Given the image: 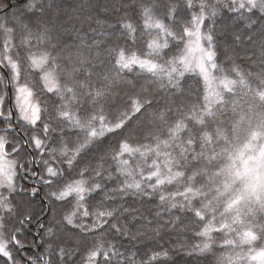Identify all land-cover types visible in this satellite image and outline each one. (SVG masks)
Returning <instances> with one entry per match:
<instances>
[{
  "label": "snow or ice",
  "instance_id": "obj_1",
  "mask_svg": "<svg viewBox=\"0 0 264 264\" xmlns=\"http://www.w3.org/2000/svg\"><path fill=\"white\" fill-rule=\"evenodd\" d=\"M53 6L48 0H16V4L0 0V264H169L170 252L161 243L164 233L159 229L155 238H149V250L125 248L122 252L115 243H101L112 236H128L120 220L127 221L132 208L105 204L112 198L108 192H104L99 204L95 203L96 194L104 191L105 180L113 179L112 172L104 168L101 147L113 138L115 145L110 143L109 147L115 148L111 154L118 165L115 171L125 177L113 193L143 197L145 206L148 201L155 203L153 198L158 196L156 210L149 209L157 223L162 213H168L170 218L175 212L184 213L189 224L195 226L192 235L198 241L191 244L189 255L212 253L218 246L229 250L219 257V264H264V223L246 224L239 214L241 202L250 200L264 212V173L255 180H242L239 190L232 187L244 175L236 169L235 160L246 149H252L256 141L264 140V116L257 119L255 126L250 124L249 142L235 153L216 152L213 145L223 137L218 130L213 132L209 123L238 90L247 89L264 104V73L253 88L250 74L242 71L237 58L228 57L230 68L221 65L215 32L206 25V20L215 22L217 9L231 13L241 29L232 32L235 41L242 43L247 36L249 44L254 45L253 56L264 62V42L255 44L252 37L258 20L264 21V0H217L215 4L212 0H137L124 15L112 3L100 5L99 11L115 12L116 31L125 38L124 46L117 44L103 50L111 70L119 74L139 69L165 90L171 89L189 100V74L198 77L197 85L203 82V103L197 92L196 102L178 112L169 135L187 134L184 155L206 158L216 171L203 188L197 187V174L192 175L191 186L180 192L179 201L164 190L165 184L184 177L179 165L167 180L152 172L145 177L147 185L128 181L125 165L130 162L126 157L142 154L130 142L132 126L150 107V93L140 88L131 95L125 109L111 118L104 115L102 105L88 111V100L99 103L110 85H94L91 77L82 75L89 63L86 57L79 56L73 62L70 55H62L65 50L71 52L65 37L75 34L76 29L68 27L70 21L64 23L59 16H52ZM260 32L264 36V25ZM173 49L175 53L166 59ZM65 60L68 64L63 63ZM193 126L198 127V132ZM259 150L264 156V147ZM225 154L229 163L218 168L215 161ZM19 174L39 175V186L19 185ZM219 177H224L223 183ZM42 189L57 218L41 225L48 238L37 247L45 246V252L23 256L22 252H28L31 246L22 237L38 214L30 207H22L17 198L23 192L28 194L23 197L27 200L29 195L38 196ZM249 211L255 209L250 207ZM177 220L183 223L179 216L170 222L176 224ZM168 224L165 221L163 227L167 229ZM233 232L236 239L229 238ZM64 234L76 239L74 248L64 246ZM214 234L223 237L222 243L217 244Z\"/></svg>",
  "mask_w": 264,
  "mask_h": 264
},
{
  "label": "trees",
  "instance_id": "obj_2",
  "mask_svg": "<svg viewBox=\"0 0 264 264\" xmlns=\"http://www.w3.org/2000/svg\"><path fill=\"white\" fill-rule=\"evenodd\" d=\"M11 2L16 4V0H11ZM48 2L54 5L51 11L52 16H59L60 21L64 23L70 21L68 27H75L76 29L75 34L70 37H65L69 40L68 47L71 48V52L69 53L65 50L62 55L66 57L70 55L73 62L79 56L86 57L89 63L86 65L87 71L83 72L82 75L91 77L94 85L99 86L105 83H109L110 85V88L105 90V96L99 100V103L93 104L90 99L88 100L86 104L88 111H92L94 108L99 109L102 105L104 115L111 118L125 109L131 95L137 92V90L139 91L140 88H144L146 94L150 93V107H148L139 119L142 120V125L135 127L138 121H134L132 126L130 142L134 147L139 148L142 154H133L130 157H126L130 162L125 165L129 171L128 181L140 182L142 185H147L149 181L145 177L149 176L152 172H156L159 179L167 180L170 175H174L176 167L179 165L180 171L185 173L184 177L176 178L171 185L165 184L164 187L166 192L176 195L178 201L180 200V192L191 186L192 175L197 174V187L203 188L206 184L210 183V174L214 173L216 168L211 167L206 158L201 159L197 155H184L183 148L184 143L188 139V135L181 136L178 133L169 135L171 128L174 126L173 122L178 116V112L183 111L185 107H190L191 103L196 102L197 92L200 93L199 102L203 103V83L200 82L197 85L195 79H189L188 87L192 89L191 100H189L185 95L179 93L174 94L171 89L165 90L158 82L154 83L155 78L148 77V74L141 73L139 69L133 73L120 72L117 74L111 70L106 52L103 53V50L117 44L124 46L125 38L120 32L116 31L115 12L99 11L100 5L106 2L112 3L114 9L121 15H124L125 12L130 11L131 5L136 3L137 0H48ZM12 11H15V8ZM98 12L99 14H97ZM178 12L181 16L183 15L181 10L178 9ZM217 12L218 15L214 17L215 22L209 20L208 23L209 28L215 32L214 41L219 63L225 66L229 63L231 64L229 59L225 57V49L235 41L232 32L234 30L240 31L241 29L231 13L223 9H217ZM154 15L159 16L160 13H155ZM258 17L259 14H257ZM262 25H264V21L258 20L256 31L252 33L255 44L264 42V36L260 32ZM144 39H148V37H144ZM32 43L36 44V41L33 40ZM242 43V48H244L246 47L245 45L249 44V40L247 42L242 41ZM245 52L243 51L241 53V51H238L237 56L234 58H237L236 62L240 64L244 73L250 74L251 79L259 82L258 77L264 71L256 68V64L254 63L255 56L253 57V54H250V57L247 58L244 55L246 54ZM174 53L175 49L169 52L165 58H171ZM63 63L68 64V61L65 60ZM62 75L66 78L65 74L62 73ZM163 103L170 104L168 110L163 108ZM81 107H83V101H81ZM153 116L156 118L155 123L150 126L149 123L153 120ZM229 116V111L225 108L214 120L209 122L213 132L218 130L222 134V139L225 140L224 142L222 139H219L213 145L217 153L231 152V140L227 134L230 128L227 126H219L227 125ZM193 127L198 132V127ZM72 139L75 141V136ZM115 139L106 141L101 146L104 149L103 154L105 155L104 168L112 172L113 179L105 180L104 191L96 194L95 203L99 204L104 192H108L112 198L105 200V204L115 206L116 208H128L129 205H132V208H129V212L131 213L129 219L125 221L121 218L120 220L122 227L127 229L128 236H112L110 240L106 238L101 243H115L122 252L125 248L131 251L141 248L149 250L146 247L152 243V240L149 238H155L156 230L159 229L164 233V240L161 243L166 245L170 252L169 264H219V257L228 254V249L214 246L212 253H206L204 255L188 254L191 250V244L198 241L192 235V229L195 226L189 224L184 213L175 212L171 218L168 213H162L163 218L157 223L155 216L149 214V209H152L153 212L156 210L158 196L153 198L155 203L148 201L145 206V198L143 197H122L112 192L113 188L117 187L119 182L125 180L123 175H117L115 169L118 165L111 158V154L115 151V148L109 147V144L115 145ZM93 151L98 150L94 149ZM197 152H199V149H197ZM224 157H226V154L215 161L217 167L221 166L220 164ZM97 159L99 161V157ZM95 166L94 164L93 167ZM37 172L39 173V169H37ZM19 175L20 178L17 180L19 185L28 188L39 186V175L35 177L28 174ZM151 182L154 183L155 181L153 180ZM25 195L28 194L22 192L20 197L17 198V203H20L22 207L34 209L38 215L22 237L31 246L30 250L28 252H22V255H41L45 252L46 247L37 246L42 245L44 240L48 238L45 236L41 225L46 226L50 221L56 219V210L51 208L50 201L45 196L44 189L40 190L38 196L33 197L29 195L27 200L23 199ZM135 209L139 211H135ZM220 212H223V208L220 209ZM220 212L216 215L217 220H219ZM254 215L257 217V224L264 223V216L259 210L255 211ZM131 216H135L136 219L133 220ZM177 216L183 219V223L177 220L176 224H172L170 220L175 219ZM165 221H169L167 229L163 227ZM214 236L216 237L217 244L222 243L223 237L220 234H214ZM235 236L236 233L233 232L229 238H236ZM132 237H135V239H132ZM64 239L65 247L71 249L76 246V239L69 234H64ZM183 245H189V247H182Z\"/></svg>",
  "mask_w": 264,
  "mask_h": 264
},
{
  "label": "rangeland",
  "instance_id": "obj_3",
  "mask_svg": "<svg viewBox=\"0 0 264 264\" xmlns=\"http://www.w3.org/2000/svg\"><path fill=\"white\" fill-rule=\"evenodd\" d=\"M213 4L217 3V0H212ZM209 20H206V25L209 28ZM249 39L247 37L244 38V42H247ZM35 45V43H33ZM243 43H236L233 42L228 48L225 49V57L228 58L229 56L235 57L237 56V52L246 51L244 54L245 57H250L252 54L251 47L254 45L247 44L246 47L242 48ZM251 46V47H250ZM24 55L27 56V52H24ZM254 57V56H253ZM254 63L256 64V68L260 71H264V62L259 61V59L255 56ZM225 67L230 68L231 64L225 65ZM226 73H218L217 75H224ZM191 79L197 80L198 77L192 74ZM187 78V76H186ZM66 79V78H65ZM251 83L253 88L256 86L258 82L251 79ZM202 82V81H201ZM203 83V82H202ZM138 92V90H137ZM232 101H235L233 104ZM165 110H168L170 104H162ZM226 110L229 111V122L227 125H219V126H227L230 129L227 131L229 139L231 140V152L235 153L237 149L243 148V146L249 142V126H255L256 121L259 117L264 116V104H262L259 100H255L251 94L248 93L247 89H244L243 92L237 91V94L231 98L229 101ZM151 122L149 123L150 126L154 125L155 119L154 116ZM216 123V122H215ZM142 125V120L136 122L135 127H140ZM217 129V128H215ZM222 141L225 142L224 139ZM217 143V142H216ZM264 147V140H258L252 145V149H246L243 155L235 160V167L241 173H244L242 177H239L235 180L232 187L235 190H239L243 187L242 180H255L256 177L264 173V156H261L260 148ZM199 157V156H198ZM229 163L226 157L222 158L221 166L218 168L226 167ZM220 183H223L224 177H219ZM255 209V211L259 210V205L255 204L254 201L250 200L249 202H241L239 206V214L241 219L244 220L246 224H257L256 219L257 217L254 215L255 212H250L249 208ZM260 211V210H259ZM261 214L264 216V212L260 211ZM235 214V213H233ZM237 227H240L239 225ZM236 237V236H235ZM236 239V238H230Z\"/></svg>",
  "mask_w": 264,
  "mask_h": 264
}]
</instances>
